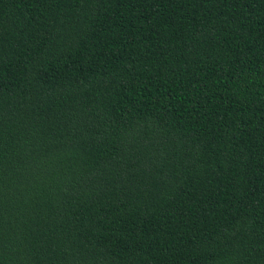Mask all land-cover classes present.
Segmentation results:
<instances>
[{
	"label": "trees",
	"instance_id": "trees-1",
	"mask_svg": "<svg viewBox=\"0 0 264 264\" xmlns=\"http://www.w3.org/2000/svg\"><path fill=\"white\" fill-rule=\"evenodd\" d=\"M0 264H264V0H0Z\"/></svg>",
	"mask_w": 264,
	"mask_h": 264
}]
</instances>
